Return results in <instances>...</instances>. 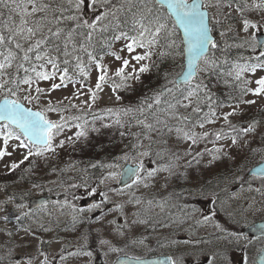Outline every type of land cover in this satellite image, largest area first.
<instances>
[{
  "label": "rangeland",
  "instance_id": "rangeland-1",
  "mask_svg": "<svg viewBox=\"0 0 264 264\" xmlns=\"http://www.w3.org/2000/svg\"><path fill=\"white\" fill-rule=\"evenodd\" d=\"M80 1L79 17L82 19H95L100 12L102 17L111 8L109 1L106 6L104 0H98L100 5L95 7L99 10L96 13L94 0ZM241 2L244 3L241 8L216 0L205 1V6L209 10L214 33L220 36L218 42L224 34L225 38L238 39L240 45L256 51L255 34L264 32V0ZM48 5L47 2L40 3L42 9ZM6 6L9 17L5 19L8 20L6 31L0 29V46L6 45L1 41L7 33L9 39L20 47L24 58L25 54L38 49L41 39L45 40L47 22L39 20L40 9L32 2H23L20 7L8 2ZM94 13L95 18L92 17ZM229 19L232 22L228 23ZM160 29L163 31L162 26L157 25L156 31ZM132 31V37L119 39L102 57L101 63H91L88 72L83 74L85 78L70 83H65L57 71L51 70L52 65L32 63L26 66L24 60L16 67L21 73L32 70L35 65L43 72L39 74L35 70L34 77L24 76L20 81L10 78V83L6 72L15 68L12 57H16V53L0 56V95L7 93L27 106L41 110L55 124L49 144L41 149H32L27 159L26 143L5 125H0V264H51V261L56 264H98L96 258L99 256L103 262L100 264H111L119 253L146 256L152 248L158 250V246L170 249L172 241L161 240L170 237L162 236L164 232L172 230L177 235H187L188 241H181L177 236L174 239L183 258L192 256L194 263L207 255H214L210 264H219L227 261L229 247L216 252L208 244H202L203 237L225 230L236 232L244 224L264 217L262 178L251 181L258 186L257 193L244 187L240 195L237 192L223 198L218 203L222 214L215 215L211 211L212 205L206 201H202L201 206H193L198 208L197 214L185 215V212L176 211L172 216L166 206L171 199L183 202L200 199L198 186L207 178L217 177L222 182L238 179L239 175L231 174L233 166L247 165L250 153L254 158L264 157V118H254L244 127L241 136L234 129L238 121H246L255 107L264 106V65L246 72L250 88L240 106L224 107L215 120L186 129L181 126L183 118L177 119L180 113H174L180 109L177 107L179 101H175L174 107L169 109L170 114L162 117L155 114L153 118L151 116L152 123L139 122L134 127L129 119V129L99 119L98 130L94 134L99 140L95 138L91 145L81 147L92 134L83 125L75 124L78 115L101 108L107 109L101 114L113 111L115 107L130 108L137 93L136 86L144 82L145 65L171 56L175 61L182 59V53L178 51L182 47L179 38L170 39L166 44L170 51L159 57L162 45L155 44L154 32L147 33L139 24ZM166 36L173 37L171 28L166 29ZM166 62H162L165 68ZM207 67V61L203 60L198 69L199 76L206 72ZM111 78L118 84H124L122 89L117 88L119 93H114L109 86ZM6 83L10 86H4ZM14 83L16 88L9 94L5 87L12 88ZM187 100L191 98L184 97L178 104L184 108ZM132 127L139 131L130 129ZM75 151L78 159L72 161L71 155ZM101 153L103 156L97 161ZM127 162L139 164L140 172L127 187L120 188L116 186L120 170ZM98 164L104 166L96 171ZM84 169L98 172L92 184L94 189L99 188L98 194L104 196L102 200L106 207L101 212L96 204L84 209V214L92 215L91 220L84 225L87 227L86 235L74 237L82 241L72 245L65 242L71 231L66 227L70 224L67 217L75 210L80 211L78 206L84 187L81 179L89 182ZM187 173L192 177L187 178ZM61 180L67 185L63 186ZM43 188L52 189L53 193L64 198L65 208L55 211V214L46 210H28V199ZM218 191L220 188L215 193ZM162 195H165L166 203L159 201ZM212 202L209 201L210 204ZM207 209L210 212H206ZM227 213L230 214L226 218ZM148 216L157 217L153 220ZM47 218L51 220L50 225L44 223ZM51 239L54 242L47 246L48 254L40 253L39 240ZM215 240L223 241L222 238ZM101 246L107 248L101 251ZM62 249L69 252L57 260L54 254Z\"/></svg>",
  "mask_w": 264,
  "mask_h": 264
},
{
  "label": "trees",
  "instance_id": "trees-1",
  "mask_svg": "<svg viewBox=\"0 0 264 264\" xmlns=\"http://www.w3.org/2000/svg\"><path fill=\"white\" fill-rule=\"evenodd\" d=\"M11 1L18 4V0ZM49 1L50 7L44 16L45 19L49 18L52 20V23L56 22L58 17L64 14V10L68 4L72 5L74 3V0ZM34 3L38 4L39 2ZM132 10V8L128 9L127 6L124 7L125 14L128 16L126 20L131 24L135 22L131 14ZM166 18L168 19L166 20V27L168 28L171 20L167 14ZM144 20L152 27V19L146 18ZM52 23L48 22V25L45 27L44 34L46 35V39L43 45L38 47L37 50L30 51L25 56L32 63H40L44 66L47 64L52 65L53 68L51 70L57 71L63 79L79 72L81 70V63L87 64L89 58H99L97 54L109 48L115 41L117 32L125 33L124 28H121L119 23L111 29H103L100 33H96L93 36L88 35L86 28L74 27L68 24L67 21L65 23H55L54 25ZM57 25L58 27H56ZM1 26L2 22H0V29H2ZM4 34L5 37L1 42H6V45L0 46V56L16 53V57H12L14 59L12 63L15 68L10 69L13 71L6 72L7 81L11 83L10 78L20 81L24 76L34 77L35 70L39 74L43 72L39 69V66L35 65L34 71L21 73L16 68L22 60L20 47L9 39L7 33ZM178 36L175 28L173 37H167L166 31L158 36L159 42L162 44L159 57L165 52L170 51L166 45L167 42L172 38L177 39ZM158 37H156V40ZM230 41L223 37L220 43L211 46L205 59L208 66L210 65L209 69L202 77H197L190 84L176 85L174 83V77L181 70L182 62L181 60H173L172 56L163 60L159 59L155 64L148 66L144 74V82L136 86L137 93L133 97L132 112L135 122L134 127L139 125L137 123L138 120L145 119V122L152 123V118L155 114L160 117L166 113L167 115L170 114L169 109L174 107L175 101H179L178 103H180V100L186 97L187 99L191 98V100H187L186 103L183 102L185 104L184 108L177 103V107L180 109H176L174 113L178 115L182 112L183 121L181 124L186 128H191V125L200 123L203 118L218 114L223 105L232 104L243 97L249 90V82L240 72L249 66L258 64L260 57L258 59L251 56L249 54V50L251 49L247 46L244 48L241 46H229ZM178 51L180 53V49ZM262 59H264L263 56ZM162 62H166V68ZM25 63L28 64V62ZM168 64L170 68L167 67ZM10 83H6L4 86H10ZM13 86L12 88L5 87V90L9 93L13 88H16V83ZM162 90L164 91L163 93ZM170 91H173V94H170ZM162 111L165 113L161 114ZM122 112L125 113L124 111ZM254 112H256V115L264 118V109H256ZM71 156L73 160L78 159V152L75 151ZM250 156V163H256L261 159L254 158V154L252 153H250Z\"/></svg>",
  "mask_w": 264,
  "mask_h": 264
},
{
  "label": "water",
  "instance_id": "water-1",
  "mask_svg": "<svg viewBox=\"0 0 264 264\" xmlns=\"http://www.w3.org/2000/svg\"><path fill=\"white\" fill-rule=\"evenodd\" d=\"M158 4L166 7L174 19L176 26L181 32L184 50V69L176 77L177 83L192 80L196 75V67L199 59L208 51L210 43L214 40L208 24V12L201 8V0H155ZM258 48H262L264 34L256 35ZM9 122L25 135L32 143L45 145L48 140L49 131L53 125L45 121L41 112L27 108L21 102H16L11 97L0 100V122ZM137 171L136 166L126 165L122 170L120 184L132 180ZM249 173L264 175V161L253 167ZM41 198L31 199L30 206H34ZM255 235H264V221L257 222L249 229ZM258 263L264 264V249L258 256ZM163 258L132 259L121 257L116 264H162Z\"/></svg>",
  "mask_w": 264,
  "mask_h": 264
},
{
  "label": "flooded vegetation",
  "instance_id": "flooded-vegetation-1",
  "mask_svg": "<svg viewBox=\"0 0 264 264\" xmlns=\"http://www.w3.org/2000/svg\"><path fill=\"white\" fill-rule=\"evenodd\" d=\"M91 190V186H86L85 187V192H88ZM40 195H51V198L45 202L44 204H42L40 207L34 209L35 212H37L38 210H46L47 212H49V214H55V207L58 208V205H60L61 201L58 199L57 195H52L49 192L48 193H44L43 191L39 192ZM52 193V192H51ZM102 194V193H101ZM93 196L96 197V202L94 204L99 205V212L103 211L105 209V204L104 201L102 199H104V196L102 197L100 195V193L98 194V192L94 191V189L92 191H90V193L88 194L89 198H93ZM90 206V205H89ZM86 208V207H84ZM100 214V213H99ZM100 216V215H99ZM81 219H84L85 221L87 220L86 217H83ZM51 220H49L47 218V220L44 222L47 225H50ZM83 223L81 224H74V223H70L68 225H66L67 228L71 229V235L69 234L68 237H66L65 242L69 241L71 242L72 245H76L77 243L81 242V239H71L75 236H78L79 234L81 236L84 235L85 232V226L83 227ZM65 227V226H64ZM78 231V232H77ZM76 232L75 234H72ZM247 236V235H246ZM52 237V236H51ZM179 237H183L184 239H179L181 241H188L187 239V235L183 234V235H179ZM215 239L218 238H214L212 240H206L203 241L202 244L206 245L208 244L210 247L214 248L217 251H219L220 249L224 248V247H229V250L227 252V260L233 259L235 257V261L236 264H254L255 259L257 257V255L261 252L262 248L264 247V239L262 237H253L248 235L247 239L244 238V242L240 243L239 245L237 244V242L235 240H223L222 242H217ZM167 240H171L172 244H174L172 246V244L169 245L170 249H163L159 254L162 255H168L171 261V264H210L212 262V260L215 258L214 255H207L205 257L202 258V261L199 262H194L193 263V258L192 256L183 258L181 255V251H179V249L175 246L176 240L173 242V237H167L161 241L166 242ZM51 242H54L53 240H48V241H39L40 245L39 248L41 249V252H45L46 254H48L47 246H49V244ZM172 246V248H171ZM193 247V246H191ZM107 248V246H101V251L105 250ZM196 248V246H195ZM69 250L67 249H62L59 250L57 253L54 254V257L59 260L60 256L62 254H68ZM73 253V252H71ZM94 254H97L96 252H93ZM150 255V253L148 254V256ZM102 259L101 257H97L96 258V262L98 264L103 263L101 262ZM234 261V262H235ZM234 262L232 264H234ZM51 264H56V262L51 261ZM224 262H221L219 264H222ZM86 264V263H85ZM91 264V263H88Z\"/></svg>",
  "mask_w": 264,
  "mask_h": 264
}]
</instances>
